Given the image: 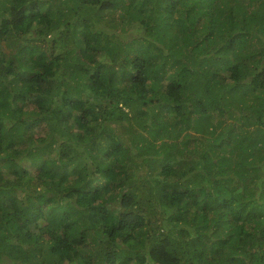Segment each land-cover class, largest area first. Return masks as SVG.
Wrapping results in <instances>:
<instances>
[{"label":"trees","instance_id":"16d2710c","mask_svg":"<svg viewBox=\"0 0 264 264\" xmlns=\"http://www.w3.org/2000/svg\"><path fill=\"white\" fill-rule=\"evenodd\" d=\"M0 264H264V0H0Z\"/></svg>","mask_w":264,"mask_h":264}]
</instances>
